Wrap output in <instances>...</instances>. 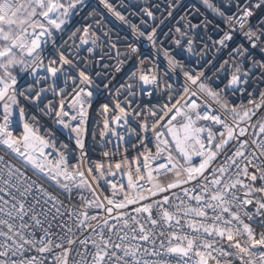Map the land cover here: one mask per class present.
Masks as SVG:
<instances>
[{"label":"snow or ice","instance_id":"snow-or-ice-1","mask_svg":"<svg viewBox=\"0 0 264 264\" xmlns=\"http://www.w3.org/2000/svg\"><path fill=\"white\" fill-rule=\"evenodd\" d=\"M100 3L127 23L108 0ZM203 3L224 19L228 30L214 38L208 33L210 21L194 22L185 16L171 42L180 50L177 55L193 54L197 42L207 49L205 37L218 53L227 50L228 58L217 69L227 77V83L222 88L210 86L201 79L204 72L192 75L184 62L164 50L165 75L179 70L186 83L177 98L171 94L172 85L166 84L168 99L162 104L153 102L161 92L162 79L156 65L145 67V60L140 59L121 86L126 90L124 102L114 100V109L108 104L101 106L104 125L100 133L102 141L109 133L116 138L114 154H119L121 142L131 144L137 154L109 161L106 168L88 155L84 132L93 81L76 62L83 51L93 53V47L83 46L89 41L96 46L98 37L89 27H68L85 0H0V16L6 21L23 20V24H0V145L25 169L30 167L42 180L51 182L50 187L61 190V195L67 193L69 200L76 195L81 201L78 210L69 207L60 196L0 156V264H45L46 254L52 256L49 264H171L158 259L163 256H177V264H264V252L253 251L264 248V231L257 238L249 223L260 217L264 228V87H257L264 85V15L257 16L254 11L264 13V0H235L231 14L210 0ZM143 11L154 18L150 10ZM132 32L155 48L156 28L145 34L133 25ZM56 33H67L68 39L61 35L57 43ZM237 36L242 39L237 41ZM130 48L137 53L136 47ZM53 53H59L58 60ZM73 70L79 83L69 75ZM62 79L65 84L73 79L70 92L60 87ZM21 80H26V87ZM49 92L59 97L58 101L48 99ZM228 92L247 96V105L229 101ZM138 95L147 97V102L137 101ZM19 97L52 119L54 127L45 128L42 134L27 120ZM110 110L115 113L111 118ZM55 126L74 134L80 150L76 163ZM20 127L22 132L14 135ZM119 128L126 130L128 139ZM221 154L224 162L214 166ZM102 155L108 158L110 152ZM117 174L121 175L119 182L108 179ZM101 181L109 186L110 195ZM109 219L115 223L110 224ZM54 226L57 232L51 231ZM37 229H42L39 236ZM77 242L83 250L73 249ZM32 252L39 255H30Z\"/></svg>","mask_w":264,"mask_h":264},{"label":"built area","instance_id":"built-area-1","mask_svg":"<svg viewBox=\"0 0 264 264\" xmlns=\"http://www.w3.org/2000/svg\"><path fill=\"white\" fill-rule=\"evenodd\" d=\"M210 2L218 6L221 11H224L226 14H231V11H234L236 6L235 0H232L231 4L229 3V0H210ZM108 3H110L116 11H119L126 18L127 23L119 21L115 16L109 13L104 5L100 3V0H85V4L79 15H74L68 25V27L73 30H75V28H80L82 30L84 27H89L90 31L94 32L98 37L96 46H93L91 41H89L88 45L83 46L84 49L87 47H93V53L89 55L86 50L83 51L80 58L76 62L90 75L93 81L91 91L94 95L92 97L91 106L88 107V119L84 132V140L88 149V155L96 162H103L106 168L109 161L118 162L123 160L125 156L134 158L137 154V149H133L131 144H124L123 142L120 143L119 154H114L117 146L116 138L112 137L109 133L102 141L100 133L103 131L104 125V116L102 114L103 110L101 106L103 104H108L110 109H114V100H119L122 103L124 102L126 90L121 86L124 85L131 72L136 69L140 59L145 60V67H153V65L157 66L162 83L161 92L153 97V102L159 100L162 104L168 99L169 90L165 87L166 84L172 85V89L170 90L171 94L173 98H177V93L182 92L183 86L186 83L183 74L180 73L179 70H177L176 74L168 73L165 75L167 61L165 60L164 50H167L170 55L184 62L185 70L190 72L192 75H196L198 72H204L205 75L204 77H201V79L205 80L206 83L215 88H222L224 84L227 83V77L222 72L217 71V69H219L220 63H222L224 59L228 58L227 50H224L222 53H218L216 48L212 47V41L207 40V37H205V40L209 47L204 49V45L197 42L195 52L191 55L186 52L182 55H177L180 50L177 49L171 42V38H175L177 36L175 28L177 26L183 27L184 20H182L181 17L185 16L192 18L194 22H198L200 20L210 21L207 25L208 33L214 38H219V36L223 35V31L228 30L224 19L209 9L203 3V0H108ZM169 5H172V7H169ZM145 8L153 13L154 18H149L144 14L143 9ZM170 11L173 12V16L171 17L168 15ZM254 11H256L257 16L264 15L261 10ZM90 13L93 15H89ZM97 21H100V23L98 24ZM141 21H144V23H141ZM253 23H255V17L253 18ZM133 25L137 27L138 31L144 32L145 34L151 32L153 28H156L158 41L155 48L143 36L133 35ZM216 25H219V27H215ZM105 33H108V35H105ZM61 35H64L65 39H68L67 33H56L57 43L60 42L59 37ZM236 39L239 41L242 37L237 36ZM76 42L79 43L78 38ZM130 46L136 47L138 49L137 53H132ZM48 47L51 49L52 45L49 44ZM118 52L120 55L117 54ZM65 54L67 55V52H65ZM53 55L57 60L59 59V53H53ZM208 61H211V63H208ZM104 65H108V67L105 68ZM64 67L67 68L68 66L65 65ZM117 67L120 68V71L118 72L116 71ZM97 72L100 73L99 76L96 75ZM18 75L23 74L18 72ZM69 75L75 78L76 83H79V76L75 70L70 72ZM20 83L24 85V87L27 86L26 80H21ZM105 84L108 85L107 88H105ZM188 86L191 88L196 87L191 84ZM60 87H64L70 92L74 87L73 79H68L66 84L62 79L60 81ZM257 87H264V85H258ZM47 95L48 99H53L55 101H58L59 99V97H53L50 92ZM226 98L229 99V101H234L238 105L241 103L247 105L248 97L244 96L241 98L239 93L232 95L231 92H228L226 94ZM18 99L20 106L25 109L27 120L31 124L38 126L41 129L42 134H44L45 128L54 127L52 119L45 116L44 113L39 111L34 104L30 101L24 100L23 97H19ZM136 99L137 101L144 99L146 102L148 100L147 97H142L140 95H138ZM205 99L207 98L205 97ZM42 106L43 105H41V107ZM123 106L126 108L128 107L127 104H123ZM135 106L136 105L134 104L133 107ZM213 108H217V106L213 105ZM67 110L70 113L75 114L72 109L69 108ZM18 114L19 110L17 109V117ZM114 114L115 113L110 110L108 117L111 118ZM33 117H35V119H33ZM67 119L68 117H65V120ZM129 119L131 120V117H129ZM149 120L151 121V117H149ZM228 122L231 123L230 117ZM71 123L75 125L78 121H71ZM133 126L138 127V125H135L134 121ZM55 127L57 128L59 140L70 146V157L72 158V163H76V156H78L80 150L76 149L74 134L70 136L68 131L60 129L59 126ZM112 127H115V125H112ZM117 130L125 133V137L128 139L124 128H119ZM19 132H22V127L14 132V135H18ZM149 136H151V133H149ZM131 139L135 142L136 137L132 136ZM109 140H111V143H108ZM217 140H219V137H217ZM126 148L127 151H125ZM71 150L75 151L72 152ZM231 150H234V148ZM231 150L228 153L229 155L231 154ZM104 151L110 152L108 158H105L102 155ZM0 156H3L6 161H10L21 170L26 171L31 180H35L43 184L48 191L60 196V199H62L66 205L69 207L76 206L78 210L79 205L81 204L78 196L74 195L72 199L69 200L67 193L61 195V190L55 187H50L51 182L42 180L30 167L25 169V166L20 163L14 154H11L10 150L4 148L2 145H0ZM140 159L142 162L143 157ZM222 162H224L223 154L217 158L214 162V166ZM132 167L134 169L135 165ZM108 179H114L116 182H119L121 180V175L117 174L116 177H108ZM123 179L124 184L127 185V178L124 177ZM100 183L103 185L104 189H107L106 194L110 195L111 190L109 186L104 185L103 181ZM75 191L77 190H74V192ZM173 191L178 192L179 190ZM84 195L91 199L89 192L84 191ZM101 199H103V196H101ZM249 207L251 208V206ZM89 211L96 213L99 210L89 209ZM99 214L101 216L106 215L104 212H100ZM25 219L27 220V218ZM41 219H43V217H41ZM260 219V217H257L255 221H246L251 223L257 233V238L259 233L264 231V228L260 227ZM93 223L95 224L96 222ZM109 223H115V221L109 219ZM46 226L47 225H45V227ZM51 231L57 232L58 229L54 226ZM184 231L188 232L190 230L185 228ZM41 232L42 229H37V236H39ZM88 234V232L84 233V235ZM105 235L107 236L108 233L105 232ZM76 236H80L78 231L76 232ZM113 238L115 237L113 236ZM158 244L159 240H157V245ZM72 247L73 249L83 250L82 246H80L78 242ZM55 251L58 252L59 249ZM253 251L257 253L264 252V248L257 247ZM30 255L39 254L32 252ZM46 255L48 256V260L45 261V264H49V261L52 260V256L51 254ZM72 255L75 256V252H73ZM75 259L79 260L80 257L75 256ZM149 259L155 258L149 257ZM158 259L170 260L171 264H177V260L179 258L177 256H163ZM236 264H239V261H236Z\"/></svg>","mask_w":264,"mask_h":264},{"label":"trees","instance_id":"trees-1","mask_svg":"<svg viewBox=\"0 0 264 264\" xmlns=\"http://www.w3.org/2000/svg\"><path fill=\"white\" fill-rule=\"evenodd\" d=\"M3 21H4V18L1 17V18H0V24H2ZM12 23H19V24H20V21H15V22H14V21H11L10 24H12ZM18 72H19V71L17 70V74H18Z\"/></svg>","mask_w":264,"mask_h":264},{"label":"rangeland","instance_id":"rangeland-1","mask_svg":"<svg viewBox=\"0 0 264 264\" xmlns=\"http://www.w3.org/2000/svg\"><path fill=\"white\" fill-rule=\"evenodd\" d=\"M0 18H1V16H0ZM2 18H3V17H2ZM11 21H12V20H7V21H6V20L4 19L3 23H9V24H10ZM18 24H19V23H18ZM20 24H23V20H20Z\"/></svg>","mask_w":264,"mask_h":264},{"label":"bare ground","instance_id":"bare-ground-1","mask_svg":"<svg viewBox=\"0 0 264 264\" xmlns=\"http://www.w3.org/2000/svg\"><path fill=\"white\" fill-rule=\"evenodd\" d=\"M2 17V16H1Z\"/></svg>","mask_w":264,"mask_h":264}]
</instances>
